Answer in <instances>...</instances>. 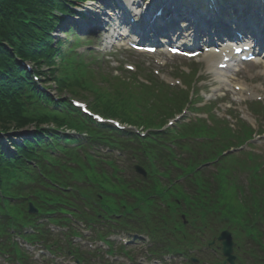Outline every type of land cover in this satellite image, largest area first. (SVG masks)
Wrapping results in <instances>:
<instances>
[{
  "label": "trees",
  "instance_id": "trees-1",
  "mask_svg": "<svg viewBox=\"0 0 264 264\" xmlns=\"http://www.w3.org/2000/svg\"><path fill=\"white\" fill-rule=\"evenodd\" d=\"M66 0H0V130L8 131L35 123L39 125L44 120L37 119L34 109L25 108L21 97L25 94L26 86H31L29 73L18 63L17 57L31 61L37 71L45 76V80H54L59 91L67 89L75 95L84 94L88 89L96 90L95 109L108 115L121 116L124 120L140 123V114L135 113L139 99L128 90L127 86L111 85L110 78L99 73L97 79L93 69L83 66L75 71L70 65V56L61 59L56 65V58L61 56L60 50L51 45L53 39L46 31L58 22L54 15L56 9L65 10ZM24 20L27 21L25 24ZM34 21L38 25H32ZM41 35L42 37H40ZM58 41L57 46L61 45ZM46 68V71L43 68ZM50 78H47V77ZM102 81V85L97 83ZM91 87V88H90ZM44 116V115H43ZM46 117V116H44ZM58 125H63L55 114L47 116ZM47 121V120H46ZM153 120L147 119L151 124ZM45 132L35 133L32 139H43ZM48 136V135H47ZM51 137V136H49ZM18 144L12 138L6 142L19 153L25 152L30 140L23 137ZM40 142V141H38ZM10 151L5 141L0 138V179L9 180L11 168L5 158ZM8 177V178H7ZM6 191L11 189L5 183Z\"/></svg>",
  "mask_w": 264,
  "mask_h": 264
},
{
  "label": "rangeland",
  "instance_id": "rangeland-1",
  "mask_svg": "<svg viewBox=\"0 0 264 264\" xmlns=\"http://www.w3.org/2000/svg\"><path fill=\"white\" fill-rule=\"evenodd\" d=\"M67 26V24H66ZM60 30L59 29L57 31V33H55V38H65L61 33H60ZM85 36V35H84ZM66 41V48L68 46L71 45V43L73 42V39L72 38H69L67 37V39L65 40ZM134 57H130L133 56ZM127 56H129V58L127 59ZM144 59H147L146 57ZM104 68L103 70L109 75V76H112V77H119L121 76L122 79H127L125 76L121 75L120 74V71H119V66H122V61H125V62H136V55L132 52H120V53H117V52H113V53H108L106 54V56L104 57ZM173 62H176V60H173Z\"/></svg>",
  "mask_w": 264,
  "mask_h": 264
}]
</instances>
